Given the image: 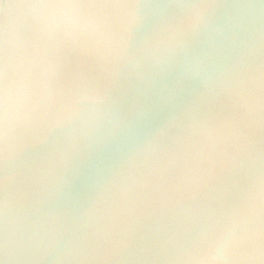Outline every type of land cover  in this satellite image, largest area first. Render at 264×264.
I'll use <instances>...</instances> for the list:
<instances>
[{
	"label": "clouds",
	"instance_id": "9594fccd",
	"mask_svg": "<svg viewBox=\"0 0 264 264\" xmlns=\"http://www.w3.org/2000/svg\"><path fill=\"white\" fill-rule=\"evenodd\" d=\"M0 264H264V0H0Z\"/></svg>",
	"mask_w": 264,
	"mask_h": 264
}]
</instances>
